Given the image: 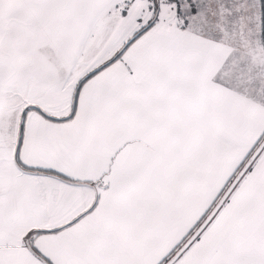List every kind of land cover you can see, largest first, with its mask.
<instances>
[{
    "label": "snow or ice",
    "instance_id": "obj_1",
    "mask_svg": "<svg viewBox=\"0 0 264 264\" xmlns=\"http://www.w3.org/2000/svg\"><path fill=\"white\" fill-rule=\"evenodd\" d=\"M0 264H264V0H0Z\"/></svg>",
    "mask_w": 264,
    "mask_h": 264
}]
</instances>
